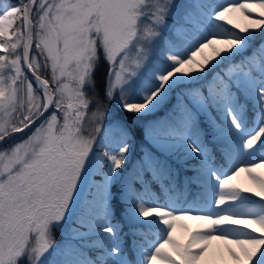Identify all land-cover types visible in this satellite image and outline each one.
Instances as JSON below:
<instances>
[{"label": "snow or ice", "instance_id": "6c2138e0", "mask_svg": "<svg viewBox=\"0 0 264 264\" xmlns=\"http://www.w3.org/2000/svg\"><path fill=\"white\" fill-rule=\"evenodd\" d=\"M262 165L264 0L0 5V264H264Z\"/></svg>", "mask_w": 264, "mask_h": 264}, {"label": "rangeland", "instance_id": "374dc122", "mask_svg": "<svg viewBox=\"0 0 264 264\" xmlns=\"http://www.w3.org/2000/svg\"><path fill=\"white\" fill-rule=\"evenodd\" d=\"M241 3L244 2H250V0H240ZM231 20L232 24H226L227 26H230L232 30L238 31V27L234 28L233 25L237 26H244L248 23L247 20L244 19V17L239 13H233L231 15ZM219 46V45H217ZM205 54L210 55V50L205 49ZM200 57L197 56L196 59H199ZM259 175L261 178H264V165H262L260 168L255 169V173ZM234 185L239 186L240 188H254L253 182L250 180V178L247 176L246 173L240 172L238 175H236L233 180L231 181ZM245 195H251V193H245ZM253 199L255 198L254 196L252 197ZM187 225V228L189 231H194L197 228L198 221L192 220V219H187L183 221ZM59 233V232H57ZM177 235H184V233H181L180 230H177ZM220 244L218 241H212L211 246H210V253L213 255V258L215 260V264H230L228 261V258L225 256L223 260L220 259L218 253L220 251Z\"/></svg>", "mask_w": 264, "mask_h": 264}, {"label": "trees", "instance_id": "16d2710c", "mask_svg": "<svg viewBox=\"0 0 264 264\" xmlns=\"http://www.w3.org/2000/svg\"><path fill=\"white\" fill-rule=\"evenodd\" d=\"M9 0H0V5L4 4V3H8ZM228 28L231 29L230 26H227ZM232 30V29H231ZM234 31V30H232ZM107 71V65L100 63L98 66V69L96 71L95 74V80H96V88L97 90L100 92L101 98H103V88H104V74ZM89 95H92V93L90 92ZM91 108L89 109V112H91ZM93 129L92 127H90L87 123V121L85 122V128H84V134L88 135L89 132H92ZM136 134H137V140L139 141L140 135H139V129H136ZM181 175H183V172L181 173ZM254 199H259L257 197H255ZM56 239L60 240L61 239V235L60 233H56Z\"/></svg>", "mask_w": 264, "mask_h": 264}, {"label": "water", "instance_id": "95a60500", "mask_svg": "<svg viewBox=\"0 0 264 264\" xmlns=\"http://www.w3.org/2000/svg\"><path fill=\"white\" fill-rule=\"evenodd\" d=\"M17 136H19L20 134L18 133V134H16Z\"/></svg>", "mask_w": 264, "mask_h": 264}]
</instances>
